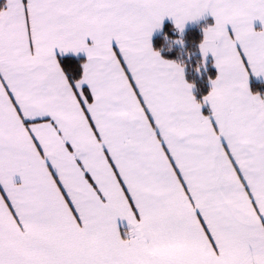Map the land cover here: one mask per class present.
Returning <instances> with one entry per match:
<instances>
[{
    "label": "snow or ice",
    "instance_id": "1",
    "mask_svg": "<svg viewBox=\"0 0 264 264\" xmlns=\"http://www.w3.org/2000/svg\"><path fill=\"white\" fill-rule=\"evenodd\" d=\"M0 264H264V0H0Z\"/></svg>",
    "mask_w": 264,
    "mask_h": 264
}]
</instances>
